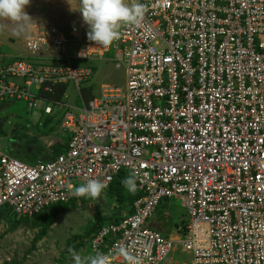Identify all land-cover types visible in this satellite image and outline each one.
Returning a JSON list of instances; mask_svg holds the SVG:
<instances>
[{"label": "built area", "instance_id": "built-area-1", "mask_svg": "<svg viewBox=\"0 0 264 264\" xmlns=\"http://www.w3.org/2000/svg\"><path fill=\"white\" fill-rule=\"evenodd\" d=\"M139 2L148 8L141 26L122 27L109 48H76L81 27L71 41L49 22L0 63V106L37 109L34 124L66 145L34 163L0 150V213L81 203L91 198L69 185L96 179L105 191L135 171L143 195L92 236L90 255L125 245L144 264H166L177 249L190 264H264V0ZM95 61L122 68L125 85L79 92L80 106L41 94L66 82L92 89ZM164 199L187 212L174 238L148 225Z\"/></svg>", "mask_w": 264, "mask_h": 264}, {"label": "rangeland", "instance_id": "rangeland-1", "mask_svg": "<svg viewBox=\"0 0 264 264\" xmlns=\"http://www.w3.org/2000/svg\"><path fill=\"white\" fill-rule=\"evenodd\" d=\"M79 10L80 0H30V4L25 8V12L34 22L31 27L34 24H38L39 27L52 22L66 35L81 27L83 33L81 41L84 45L85 42L89 41L87 38L89 27L84 23ZM7 24H9L8 27ZM10 26L14 31L15 24L7 20H0V30L4 29L2 34ZM35 29L36 27L30 28L26 33ZM12 35L13 38L9 40V44L16 43L22 49L21 41L23 40L15 41L17 35L13 33ZM0 37V39L2 37L7 38L4 35H0ZM79 44L80 42L77 45ZM21 49L18 48L16 51ZM94 66L92 87L95 94H98L100 86L103 84L125 85V75L122 68H115L109 61H95ZM70 94L72 99L76 96L73 88H71ZM8 104L4 103L0 106V150L4 149L6 153L27 162L26 157L19 155L20 151H31L39 154L40 152L36 151L38 147L41 154L37 156V159L43 160L44 156L51 150V145H54V135L48 136L49 132L45 133L44 127L34 124L39 119L40 113L37 109L28 111L23 103H13L9 108L10 105ZM162 202L164 205L163 214L158 216L155 213L153 221L168 223L172 228L175 225L177 228L184 227L181 224L186 225L188 223L187 212L182 206L181 200L167 199ZM114 207L116 204L108 200L104 194L95 200L90 199L76 203L75 209L59 216L48 229L46 235L38 240L33 248L32 241L38 227L29 222H21L16 225L17 218L6 214L3 217L0 216V264L12 260L21 264H74L68 249L72 248L76 251V247L84 242V239L88 237L87 231L96 223L95 215L97 213L104 218H109L115 212ZM77 253L82 256L90 255L87 248ZM169 258L180 261L181 258L191 259V255L177 249L170 254Z\"/></svg>", "mask_w": 264, "mask_h": 264}, {"label": "clouds", "instance_id": "clouds-1", "mask_svg": "<svg viewBox=\"0 0 264 264\" xmlns=\"http://www.w3.org/2000/svg\"><path fill=\"white\" fill-rule=\"evenodd\" d=\"M29 4L30 0H0V20H7L16 25L13 31L14 35L19 36L26 33L34 23L32 18L25 12V8ZM147 11V6L140 3L139 0H132L130 4L126 3V0H80L79 10L82 14L84 23L89 27L87 33L88 40L95 42L96 45L105 49L109 48L114 41L120 39V30L122 27L141 26ZM43 25L39 26L34 31H37V29H40ZM72 33L73 32L66 35L62 32L65 37L71 41H75L72 38ZM71 44L70 47L75 49ZM75 44L77 45L78 43L75 42ZM60 85L68 89L73 88L78 94L79 92L82 94L81 90L86 88L82 87L80 91H78L73 84L68 82ZM60 85L57 86L59 87ZM91 90H93V87L90 91ZM135 176L136 173L133 171L127 178L121 181L123 186L131 193H135L137 190ZM106 187L107 185L105 183L96 179H89L87 183L78 187L69 185L74 196H87L94 200L101 197ZM68 251L74 260V264H113L114 257L116 256L122 257L125 264H144L143 257L134 254L130 250V247L125 245L118 246L113 252L108 254L97 253L95 255L82 256L72 248H69Z\"/></svg>", "mask_w": 264, "mask_h": 264}, {"label": "trees", "instance_id": "trees-1", "mask_svg": "<svg viewBox=\"0 0 264 264\" xmlns=\"http://www.w3.org/2000/svg\"><path fill=\"white\" fill-rule=\"evenodd\" d=\"M64 90L63 86H59L58 89H56V93L55 95H52L50 93H41L44 97L48 98V99H57L59 94L61 93V91ZM82 96L85 99H89L91 97L90 91L87 88H83L82 90ZM47 123V121L45 122ZM34 141V140H32ZM66 145L61 144L60 142H56L54 143V145L51 146V155H45V159L49 160L52 159L54 157V155L64 151ZM38 150H36L37 152H40L39 154H41V150L37 147ZM35 151V152H36ZM21 153H19V155H21V157H26L28 159V162L30 163H34L37 160V156L39 154L37 153H33L31 151H20ZM128 176L120 173L116 179L110 184V186L108 187L107 190H105L103 193L104 195L107 196L108 200L114 202L116 204V207H114V211L113 215L110 216L109 218H104V216H101L99 213H97L95 215V219H96V223H94L90 229L87 231V236L84 239V242L80 243L77 247H76V252H79L81 250H83L84 248H88V242L89 240L92 238V236L104 225V224H108V223H116L119 219H121L122 217L129 215L132 212V205L133 203L139 199L143 194L140 192H135V193H131L129 192L121 183L122 180H124L125 178H127ZM88 199H83L82 201H85ZM167 200V199H164ZM162 200V201H164ZM160 201L159 205L156 207V210L154 212L157 213V215L159 216L161 213L163 214V202ZM75 205H76V200H70L66 203H61V204H57V205H52L48 208H46L45 210H43L41 213L34 215L32 217H17L15 215H9L10 217L13 218H17V221H15V224H20L21 222H29V223H33V225L35 227H38V231L36 233V235L34 236V239L32 241V248L34 247L35 243L42 239L48 229L55 223L56 219L65 214L68 211H73L75 209ZM3 213H0V216L3 217ZM8 215V214H6ZM183 226H185L183 223L181 224ZM182 226L179 227V230H182ZM3 264H21L20 262H17L15 260L12 261H6Z\"/></svg>", "mask_w": 264, "mask_h": 264}, {"label": "crops", "instance_id": "crops-1", "mask_svg": "<svg viewBox=\"0 0 264 264\" xmlns=\"http://www.w3.org/2000/svg\"><path fill=\"white\" fill-rule=\"evenodd\" d=\"M9 26V24H7V27ZM38 28V24H34L32 27H30L31 29H34V28ZM29 28V29H30ZM1 29V28H0ZM4 29H2V30H0V35H4V36H7V38H3L2 37V39H0V43H2V45L0 46V63H3V62H7V61H9L12 57H13V54L15 53V52H17L16 50L19 48V49H21L16 43H11V44H9V40L11 39V38H13V35H12V33H13V28L10 26V28H7V29H5V33L4 34H2V31H3ZM32 32V31H31ZM29 33V32H28ZM28 33H24V34H21V35H19V36H16L17 38L15 39V41H19L20 39H22V40H24L26 37H27V35H28ZM81 34L83 35V33H82V30H81ZM1 38V37H0ZM83 39H84V37H83ZM21 43H22V45H23V41H21ZM82 41L80 42V44L79 45H76V48H82ZM6 48V49H5ZM23 49V48H22ZM21 49V50H22ZM20 50V51H21ZM70 90H71V88L70 89H68V88H66V87H64V90H62L61 91V93H58L59 94V96H58V98L57 99H63L64 101H66L68 104H70V105H77V106H80L81 105V96L77 93V91L75 90V92H76V96L72 99L71 98V94H70ZM90 91V90H89ZM90 94H91V92H90ZM91 96H92V94H91ZM17 103V102H16ZM12 104L13 103H9L8 105H10L9 106V108H11V106H12ZM45 132H47V131H45ZM50 135H54L53 136V139H54V142L56 141L55 140V137H56V135L55 134H53L52 132H51V130L49 131V134H48V136H50ZM23 159V158H22ZM104 193H102L101 195H103ZM88 200H90V199H88ZM148 225H149V227L150 228H152V229H154V230H156V231H158V232H160L161 234H163L164 236H169V237H171V238H174V237H176L177 235H178V232H181V230H179V228H177V225H175L174 226V228H172V226H170L168 223H162L161 221H153V217L149 220V222H148ZM185 227V226H184ZM177 231V232H176ZM190 261H191V259H185V258H181V260L179 261L178 259L177 260H173L172 258H168L167 259V262H166V264H190Z\"/></svg>", "mask_w": 264, "mask_h": 264}]
</instances>
